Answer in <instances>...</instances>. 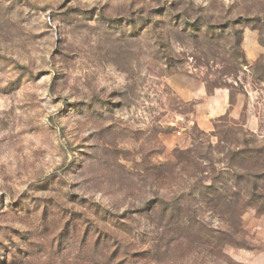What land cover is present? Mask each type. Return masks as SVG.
Returning <instances> with one entry per match:
<instances>
[{
	"label": "rangeland",
	"instance_id": "obj_1",
	"mask_svg": "<svg viewBox=\"0 0 264 264\" xmlns=\"http://www.w3.org/2000/svg\"><path fill=\"white\" fill-rule=\"evenodd\" d=\"M0 264H264V0H0Z\"/></svg>",
	"mask_w": 264,
	"mask_h": 264
},
{
	"label": "trees",
	"instance_id": "obj_2",
	"mask_svg": "<svg viewBox=\"0 0 264 264\" xmlns=\"http://www.w3.org/2000/svg\"><path fill=\"white\" fill-rule=\"evenodd\" d=\"M233 49H234L233 53H234L235 55H238L239 57H243V52H242V50L240 49L239 44L236 43V45H233ZM238 56H237V57H238Z\"/></svg>",
	"mask_w": 264,
	"mask_h": 264
}]
</instances>
